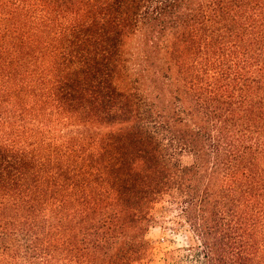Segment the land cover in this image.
I'll return each instance as SVG.
<instances>
[{"label": "trees", "instance_id": "1", "mask_svg": "<svg viewBox=\"0 0 264 264\" xmlns=\"http://www.w3.org/2000/svg\"><path fill=\"white\" fill-rule=\"evenodd\" d=\"M169 225L165 264H264V0H0V264Z\"/></svg>", "mask_w": 264, "mask_h": 264}, {"label": "rangeland", "instance_id": "2", "mask_svg": "<svg viewBox=\"0 0 264 264\" xmlns=\"http://www.w3.org/2000/svg\"><path fill=\"white\" fill-rule=\"evenodd\" d=\"M171 227L169 225L166 228H161L160 226L150 228L148 235L155 245V264H165V258H167V251L169 249H182L191 243L186 235L187 233L183 231L174 232Z\"/></svg>", "mask_w": 264, "mask_h": 264}]
</instances>
